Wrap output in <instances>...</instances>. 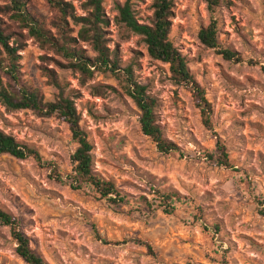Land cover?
Segmentation results:
<instances>
[{"label": "rangeland", "instance_id": "obj_1", "mask_svg": "<svg viewBox=\"0 0 264 264\" xmlns=\"http://www.w3.org/2000/svg\"><path fill=\"white\" fill-rule=\"evenodd\" d=\"M63 1L76 16L86 14L84 0ZM125 1L138 22L152 16V0H102L103 36L117 52L119 76L93 68L92 76L82 75L69 67L74 60L0 14L2 27L22 42L23 81L44 100L60 94L73 100L93 145V169L120 194L111 195L112 202L89 185H71L77 145L59 115L0 104V129L42 156L38 165L0 154V207L19 218L30 248L48 264H264V0H219L212 12L205 0H172L168 38L204 91L210 129L188 85L177 84L168 64L148 56L141 36L116 23V5ZM27 2L55 40L71 36L75 48L95 55L78 39L80 25L69 17L64 24L54 1ZM211 18L219 45L238 52L242 62L226 61L199 41ZM126 67L156 98V118L175 150L162 154L141 133L139 111L122 87ZM217 142L229 167L218 163ZM167 193L173 196L163 199ZM0 264H27L2 224Z\"/></svg>", "mask_w": 264, "mask_h": 264}, {"label": "trees", "instance_id": "obj_2", "mask_svg": "<svg viewBox=\"0 0 264 264\" xmlns=\"http://www.w3.org/2000/svg\"><path fill=\"white\" fill-rule=\"evenodd\" d=\"M0 14H10V17L18 24L20 29L27 30L28 36L46 46L61 53L64 57L74 60L70 62V68L80 71L84 76H92V70H109L119 76L120 69L117 63L116 50H109L103 36L102 28L108 24L105 18L102 0H84L81 4L86 11L84 16H76L72 4L63 0L54 1L62 15V21L69 17L73 23L80 25L77 37L80 41L91 45L95 55L86 56L82 48H75V38L64 35L62 42L55 40L44 26V23L29 9L27 0H0ZM209 12L213 11L219 0H205ZM152 16L149 23H140L135 18L129 1L116 5L117 15L115 21L123 25L132 33L142 37L149 57L166 63L177 84L188 85L194 98L195 105L200 112L201 123L206 129L211 128L209 117L210 105L204 97V91L193 78L185 59V56L169 40L168 34L171 26L172 0H152ZM199 41L207 48L213 49L224 60L239 63L241 55L231 49L223 48L216 38V22L212 18L209 23L199 29ZM13 39V40H11ZM22 42L14 38L12 32L7 31L1 25L0 20V104L7 110L30 109L36 115H59L67 124L71 139L76 143V148L70 156L73 176L71 185H89L102 198L115 202L111 195L120 199V194L112 180L97 174L93 169V145L88 139L87 132L80 125V116L77 113L73 100L63 97L62 94L54 101L44 100L42 93L35 87L23 81L20 55ZM42 72L51 78L45 68ZM122 87L125 94L132 100L139 111V127L141 133L147 136L154 144L156 150L167 154L176 149V145L168 140L158 123L155 113L156 98L148 91L146 85L136 80L130 67L122 69ZM218 163L229 167L225 146L216 143ZM0 154H8L17 159L32 158L38 165H42L41 154L33 147L18 142L13 136L0 129ZM56 180L60 176L55 169L52 170ZM171 193L162 195L163 199H169ZM173 210L172 207L169 209ZM264 214V209H263ZM0 224L6 226L15 243L16 254L27 264H48L40 255L30 248L29 238L20 227V220L0 207Z\"/></svg>", "mask_w": 264, "mask_h": 264}]
</instances>
